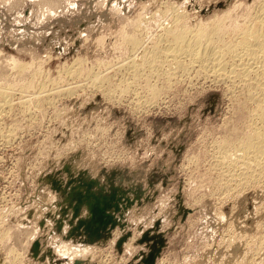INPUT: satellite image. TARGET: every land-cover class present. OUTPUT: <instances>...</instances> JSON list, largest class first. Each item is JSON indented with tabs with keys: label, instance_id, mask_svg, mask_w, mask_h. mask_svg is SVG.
Returning a JSON list of instances; mask_svg holds the SVG:
<instances>
[{
	"label": "rangeland",
	"instance_id": "374dc122",
	"mask_svg": "<svg viewBox=\"0 0 264 264\" xmlns=\"http://www.w3.org/2000/svg\"><path fill=\"white\" fill-rule=\"evenodd\" d=\"M259 1L0 0V264H132L157 220L166 244L155 264H264V168L233 179L221 153L248 132L246 92L191 66L175 72L161 59L160 74L157 61L153 70L144 63L165 44L164 26H211L229 7L231 31L260 15ZM137 57L145 66L133 75ZM82 171L139 196L125 213L132 237L121 253L119 226L105 244L63 238L67 220L55 230L62 196L50 176L65 183Z\"/></svg>",
	"mask_w": 264,
	"mask_h": 264
},
{
	"label": "bare ground",
	"instance_id": "6f19581e",
	"mask_svg": "<svg viewBox=\"0 0 264 264\" xmlns=\"http://www.w3.org/2000/svg\"><path fill=\"white\" fill-rule=\"evenodd\" d=\"M261 1V0H260ZM259 1V3H261ZM166 2V1H165ZM164 2V3H165ZM193 2V1H192ZM243 2V1H242ZM240 2V4L242 3ZM162 3V4H164ZM187 3V1H186ZM216 3H218V1L214 2L211 6L215 5ZM226 3V2H225ZM258 3V2H257ZM257 3L254 4L257 6ZM167 4V3H165ZM181 4H183V2H181ZM223 4V3H222ZM150 5V4H149ZM170 5V4H169ZM169 5H166L167 7ZM174 5V4H173ZM172 5V6H173ZM177 5V4H176ZM216 5H219L216 4ZM215 5V6H216ZM227 5V4H226ZM225 5V6H226ZM260 5V15L256 16L255 14H253L252 16H256V18H254L252 21V23H250L251 21L249 20V23H245L242 21L241 23H245L241 26H239L237 29H231V31H229L230 29H228V25H226L224 19L227 16L226 13H228V9H230L229 7H226L225 9L222 8L221 10L224 9V11H226V13L219 14V19L217 18L218 15L213 16L214 20L211 23V26H205L204 24L200 23V25L196 26V28H194L195 26H193L192 28L187 26V21H186V25L183 23L181 24V22L179 21V23H177L176 25H171L170 27H165V33L164 36L161 37V34L159 35V37H161L160 39L158 38V36H156L157 41L159 42L160 40L163 39V42H165L164 45L162 46H158L153 44L154 46H156L152 51L149 50L146 51L148 53L145 52L146 54H149L150 56L147 57L145 55H143V57H147L145 58L146 60H144V58H142L147 64L151 65L150 69L153 70L152 66L153 64L156 62L157 67L159 66V62L161 61V59H163L162 61H167L170 67H172V69L178 70L179 69H187L188 67H192V68H196L197 72L200 71L204 72V75L206 77V79H211V80H215V81H226V82H230L233 85L236 86H240L244 92H246V98L248 101H250L252 103V107L251 109H249V114H250V120L252 121L249 125V129L248 132H246L245 135L242 136V138H238V140H236L233 143H229V144H224V142L222 144H224L221 148V153H222V159H224L226 162H228V164H230L229 166H231V168L233 169V172H231V178H242L245 177L246 175L248 176V174H255L257 173L258 169L256 170V168H259L263 170V166H264V1L263 3H261ZM258 4V7L260 6ZM147 6V5H146ZM171 6V5H170ZM180 6V5H179ZM177 5V7H179ZM183 6V5H182ZM203 6V5H202ZM241 6V5H240ZM174 7V6H173ZM176 7V6H175ZM199 7V6H198ZM201 7V6H200ZM214 7V6H213ZM218 7V6H217ZM234 7V5H233ZM238 7V6H237ZM253 7V6H252ZM162 8V7H160ZM181 8V7H180ZM185 8H186V4H185ZM208 8V7H207ZM158 9V8H156ZM163 9V8H162ZM165 9V8H164ZM176 9V8H174ZM179 9V8H178ZM199 9V8H198ZM215 9H217L215 7ZM252 9V8H251ZM208 10V9H207ZM206 10V11H207ZM231 10V9H230ZM229 10V11H230ZM250 10V9H249ZM159 11V9H158ZM173 11H177V10H173ZM200 11V10H199ZM210 11V10H209ZM218 11V10H216ZM252 11V10H251ZM250 11V12H251ZM156 12V11H155ZM166 11H163V14ZM181 12V11H180ZM179 12V13H180ZM190 12V11H189ZM257 12V9H256ZM255 12V13H256ZM176 13V12H175ZM182 13V12H181ZM176 14L179 15V17L177 20L180 19V15L182 14ZM219 13V11H218ZM155 14V13H154ZM157 14V13H156ZM166 14V13H165ZM206 14V13H205ZM229 14V13H228ZM241 14V13H240ZM252 13H250L251 15ZM152 15V14H151ZM158 15V14H157ZM186 15V14H184ZM226 15V16H225ZM243 15V14H242ZM250 15L248 16L250 18ZM155 16V15H154ZM173 16V15H171ZM170 16V17H171ZM238 16V15H237ZM251 16V17H252ZM151 17V16H150ZM159 17V15H158ZM174 17V16H173ZM171 17V19L173 18ZM247 17V16H245ZM247 17V18H248ZM148 18V17H147ZM169 18V17H168ZM188 16L186 15L185 18L182 17L183 19H187ZM239 16L236 18L238 19ZM243 18V17H242ZM248 18V19H249ZM175 19V17L173 18V20ZM218 19V20H216ZM227 19V18H226ZM229 19V17H228ZM227 19V20H228ZM168 20V19H167ZM194 20V19H192ZM239 20V19H238ZM238 20L236 21V23H238ZM247 20V19H246ZM165 21V20H164ZM171 21V20H170ZM184 21V20H183ZM182 21V22H183ZM189 21V20H188ZM210 21V20H209ZM225 24V26L222 24L223 22ZM231 21V19H230ZM229 21V23L231 24V22ZM176 22V21H175ZM203 22V21H202ZM235 22V20H234ZM248 22V21H247ZM191 23V22H190ZM210 23V22H209ZM236 23L235 26H232L230 28H235L237 26ZM240 23V21H239ZM175 24V23H173ZM179 24V25H178ZM250 24V25H247ZM162 25V24H161ZM169 25V22L167 23V26ZM181 25V26H180ZM209 25V24H208ZM240 25V24H239ZM227 26V27H226ZM230 26V25H229ZM226 27V28H225ZM162 27V29H164ZM163 32V31H162ZM139 40H141V42L138 41L137 38H131V44H136L138 45L139 43H144L142 42V38ZM153 40V39H152ZM156 40V39H155ZM156 41V44H157ZM154 42V40L152 41ZM151 42V43H152ZM162 42V41H161ZM160 42V43H161ZM155 43V42H154ZM159 43V44H160ZM146 44V43H144ZM143 45V44H142ZM145 46V45H143ZM147 46V45H146ZM149 46V45H148ZM164 46V47H163ZM138 46H134L133 48H136ZM141 49L142 46L140 45ZM158 47V48H157ZM145 48V47H144ZM148 48V47H147ZM146 49V48H145ZM145 49H143L142 52L145 51ZM134 50V49H133ZM137 50V49H136ZM135 50V51H136ZM144 54V53H143ZM142 55V53H141ZM139 56V55H138ZM136 58V57H135ZM133 58V59H135ZM139 58V57H137ZM140 59V58H139ZM139 59H136L137 61H139ZM125 60V59H124ZM132 60V58H131ZM160 60V61H158ZM135 61V60H134ZM133 61V62H134ZM136 61V62H137ZM140 61L142 62V60L140 59ZM139 61V62H140ZM126 62V61H125ZM132 62V61H131ZM134 64V70H133V75H136L140 70L141 66H145V64L142 62V65H140L141 63H137ZM119 63V62H118ZM128 63V62H127ZM162 63V62H160ZM167 63V64H168ZM156 64L154 65L156 67ZM163 64V63H162ZM166 64V63H164ZM163 64V65H164ZM114 65V64H113ZM126 65V64H125ZM131 65V63H130ZM20 67V66H19ZM22 67V66H21ZM75 67V66H74ZM113 67V66H112ZM133 67V66H132ZM152 67V68H151ZM163 67V66H162ZM169 67V68H170ZM70 68V67H69ZM79 68V67H78ZM118 68V67H117ZM119 68H121L119 66ZM124 68V67H123ZM131 68V67H130ZM149 68V67H148ZM76 70V68H74ZM132 69V68H131ZM130 69V71H131ZM143 70H146L145 67H142ZM141 69V71H142ZM161 69V66H160ZM167 69V67H166ZM171 69V68H170ZM169 69V70H170ZM171 69V70H172ZM126 70V69H125ZM149 70V69H148ZM158 72L159 71V67L157 68ZM154 71L155 73L157 72ZM168 70V69H167ZM166 70V71H167ZM190 70V69H189ZM192 70V69H191ZM190 70V71H191ZM164 71V70H163ZM173 71V70H172ZM172 71H169L170 73ZM188 71V69H187ZM71 72V70H70ZM132 72V71H131ZM135 72V74H134ZM137 72V73H136ZM149 72V71H148ZM147 72V73H148ZM151 73H154L152 71H150ZM149 72V73H150ZM168 72V71H167ZM180 72V71H179ZM184 72V71H183ZM202 72V73H203ZM144 73V71L142 72ZM141 73V74H142ZM148 73V74H149ZM154 73V74H155ZM162 73V71H161ZM160 73V74H161ZM174 73V71L172 72ZM71 74V73H70ZM94 74V73H93ZM157 74V75H160ZM169 74V73H168ZM167 74V75H168ZM176 74V73H174ZM174 74H169L172 75L171 77H175ZM185 74V73H184ZM201 74V73H200ZM74 75V74H73ZM132 75V76H133ZM165 75V73L163 74ZM180 75V74H179ZM190 75V74H189ZM195 75V74H194ZM95 76V75H94ZM144 76V75H143ZM202 76V75H201ZM152 77V76H151ZM166 77V76H165ZM170 77V76H169ZM170 77V78H171ZM99 78V76H98ZM104 78V77H103ZM109 78V77H108ZM126 78V77H125ZM189 78V77H188ZM169 79V78H168ZM182 79V78H181ZM192 79V77H191ZM190 79V80H191ZM200 79V78H199ZM91 80V79H90ZM93 80V79H92ZM98 80V79H97ZM128 81V79H123V82ZM172 79H170L171 81ZM177 80V79H176ZM183 80V79H182ZM185 80V79H184ZM79 81V80H78ZM94 81V80H93ZM169 81V82H170ZM197 81V80H196ZM98 82V81H97ZM134 82V81H133ZM162 82V81H161ZM172 82V81H171ZM178 82V81H177ZM185 82V81H183ZM191 82V81H190ZM189 82V83H190ZM95 83V81H94ZM130 83V82H129ZM136 84V83H135ZM157 84V83H156ZM155 84V87H156ZM160 84V83H159ZM178 84V83H177ZM218 84V83H217ZM220 84V83H219ZM71 85V84H70ZM97 85V84H96ZM120 85V84H119ZM123 85V84H122ZM167 85V84H166ZM171 85V84H170ZM216 85V84H215ZM129 86V84H128ZM1 87V86H0ZM72 87V86H71ZM151 87V86H150ZM154 87V88H155ZM158 87V86H157ZM156 87V88H157ZM170 87V86H169ZM62 88V87H61ZM66 88V87H65ZM69 88V87H68ZM67 88V89H68ZM165 88V87H164ZM230 88V87H229ZM228 88V89H229ZM48 89V88H47ZM127 89V88H126ZM129 89V88H128ZM131 89V88H130ZM162 89V88H161ZM169 89V88H168ZM5 90V89H3ZM58 90V89H57ZM74 90V89H72ZM233 90V89H232ZM11 91V90H9ZM148 91V90H147ZM153 91V88L151 90ZM156 93L155 95L157 94ZM161 91V90H160ZM170 91V90H169ZM2 90L0 91L1 94ZM6 92V91H5ZM43 92V90H42ZM49 92V91H48ZM4 93V92H3ZM47 93V92H46ZM234 93V92H233ZM41 94V93H40ZM39 94V95H40ZM45 94V93H43ZM49 94V93H48ZM154 94V93H153ZM245 95V93H243ZM22 95V94H21ZM27 95V93H26ZM25 95V96H26ZM37 95V94H36ZM38 95V97H39ZM232 95V94H231ZM3 96H6L3 94ZM49 96V95H48ZM230 96V95H229ZM2 97V95H1ZM7 97V96H6ZM5 97V101L7 102V98ZM21 97V96H20ZM29 97V96H28ZM32 97V96H31ZM153 97V96H152ZM156 97V96H154ZM153 97V98H154ZM10 98V97H9ZM14 98V97H13ZM37 98V97H36ZM1 99V98H0ZM4 99V98H3ZM24 99V98H23ZM146 99V98H145ZM158 99V98H157ZM26 100V99H25ZM147 100V99H146ZM151 100V99H150ZM154 100V99H153ZM5 101H2L3 103H1L0 100V108L3 106V108L6 106H4V104L6 103ZM14 101V100H13ZM141 101V100H140ZM158 101V100H157ZM233 101V100H232ZM237 101V100H236ZM244 101V100H243ZM26 102V101H25ZM139 102V100H138ZM152 102V100H151ZM156 102V101H155ZM154 102V103H155ZM9 103V101H8ZM27 103V102H26ZM153 103V104H154ZM244 103V102H243ZM249 103V102H248ZM247 103V104H248ZM249 103V104H251ZM248 104V105H249ZM6 105V104H5ZM8 105V104H7ZM23 105V104H22ZM233 105V104H232ZM246 105V103H245ZM11 106V105H10ZM143 107V106H142ZM249 107V106H247ZM4 108V109H5ZM2 109V108H1ZM3 110V109H2ZM246 110V109H245ZM1 111V110H0ZM11 111V110H10ZM247 111V110H246ZM2 112V111H1ZM0 112V113H1ZM3 113V112H2ZM6 113V112H5ZM247 117V118H249ZM249 120V119H248ZM250 122V121H249ZM245 124V123H244ZM247 127V126H246ZM248 128V127H247ZM15 129H13L14 131ZM244 130V129H243ZM12 131V132H13ZM243 132V131H242ZM244 132V133H245ZM10 135V133L8 134ZM227 141V140H226ZM232 142V141H231ZM216 152V151H215ZM216 155V154H215ZM221 155V154H220ZM221 158V156L219 157ZM221 159V160H222ZM214 160V159H213ZM224 161V162H225ZM223 162V163H224ZM214 163V162H213ZM217 165V164H216ZM215 165V166H216ZM218 167V166H217ZM230 169V168H229ZM253 170V171H257L255 173H252L253 171H251V173L249 170ZM220 170V169H219ZM223 171V170H222ZM226 171V170H225ZM228 171V170H227ZM264 171V170H263ZM262 172V171H260ZM230 173V172H229ZM264 172H262L261 174H263ZM225 174V173H224ZM260 173H258L257 175H259ZM227 175V174H226ZM250 175V180H251V176ZM246 176V178H248ZM254 178H256L255 176H253ZM245 178V179H246ZM262 178V177H261ZM264 178V177H263ZM229 179V178H228ZM231 179V181L233 180ZM243 179V178H242ZM249 179H247V181H249ZM253 179V178H252ZM257 179V178H256ZM255 179V180H256ZM259 179V178H258ZM263 180V179H262ZM227 181V180H226ZM230 181V182H231ZM239 181H241L239 179ZM246 181V182H247ZM260 181V180H259ZM229 182V183H230ZM235 182H238L235 180ZM245 182V181H244ZM245 182V183H246ZM241 183H243V181H241ZM232 185V184H231ZM233 186V185H232ZM239 186V185H237ZM234 187V186H233ZM242 187V186H241ZM245 187V186H244ZM237 188V187H236ZM226 189V188H225ZM229 189V188H228ZM227 189V190H228ZM232 189V188H231ZM235 189V187H234Z\"/></svg>",
	"mask_w": 264,
	"mask_h": 264
},
{
	"label": "water",
	"instance_id": "95a60500",
	"mask_svg": "<svg viewBox=\"0 0 264 264\" xmlns=\"http://www.w3.org/2000/svg\"><path fill=\"white\" fill-rule=\"evenodd\" d=\"M83 173L84 171L78 177H73L71 172L70 178L65 183L53 175L50 176L53 188L62 196V200L57 202L59 216H53L55 230L61 233L64 220H67L69 228L63 234V238L74 241L80 238V241L88 244H105L112 237L113 230L119 226L123 233L116 240L115 246L121 253L125 243L132 237L125 213L135 203V199H139V196L131 198L129 190L112 182L107 187L98 178L86 180ZM48 177L44 180H47ZM139 203L141 202L139 201ZM84 211L86 212L83 214ZM43 222L41 221V225ZM139 229L143 230L142 225L139 226ZM159 229L160 221L157 220L153 227L142 231L137 243H146L149 250H140L133 256L134 259H139V262L132 261V264L156 263L166 244L165 235ZM40 246V240L33 243L31 249L35 255L39 254ZM46 252L50 257H53L50 248Z\"/></svg>",
	"mask_w": 264,
	"mask_h": 264
}]
</instances>
